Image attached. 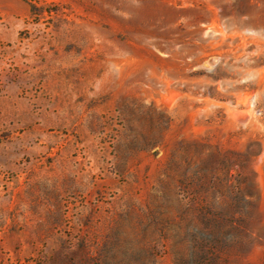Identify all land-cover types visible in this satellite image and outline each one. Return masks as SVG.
Masks as SVG:
<instances>
[{"label": "rangeland", "instance_id": "1", "mask_svg": "<svg viewBox=\"0 0 264 264\" xmlns=\"http://www.w3.org/2000/svg\"><path fill=\"white\" fill-rule=\"evenodd\" d=\"M0 264H264V0H0Z\"/></svg>", "mask_w": 264, "mask_h": 264}]
</instances>
